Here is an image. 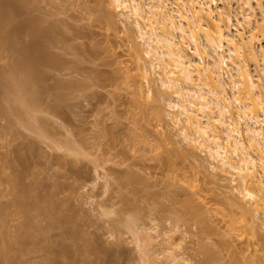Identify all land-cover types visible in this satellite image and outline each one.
I'll return each mask as SVG.
<instances>
[{
    "label": "rangeland",
    "instance_id": "obj_1",
    "mask_svg": "<svg viewBox=\"0 0 264 264\" xmlns=\"http://www.w3.org/2000/svg\"><path fill=\"white\" fill-rule=\"evenodd\" d=\"M12 1L3 2L14 7ZM28 1L21 2L26 5L16 11L13 23L34 16L36 21L40 20L37 22L42 25L39 24V28L51 24L50 38L54 36V40L46 39L44 44H48L45 46L52 56H58L59 65L41 64V71L38 68L41 76H45L43 81L38 80L44 89H41L43 93L40 91L37 106L35 104L36 107L30 110L42 118L36 122L41 124L43 121L45 128L42 124L36 127L44 128L45 134H39V129L18 125L15 116L10 117L9 123V116L0 114V203L13 199L6 176H12V171L23 167L26 161L24 166L29 164V171L27 174L22 171L26 174H23V180L33 182L30 184L40 191L36 193L44 195L40 197L51 193L52 185L59 180L63 185H66L64 182L72 185L63 190L54 188L56 196L70 197L62 206L67 216L74 214L76 217L72 225L68 226L70 221L67 226L71 230L73 226L77 227L86 237L85 242H95L92 246L103 250L102 254L96 253L106 260H100L101 264H173L169 263L172 261L170 254L177 264H264V213L255 214L252 205L242 199L241 203H245L252 213L244 212L238 202L242 197L236 189L239 177L233 171L214 168L216 163L209 155L207 143H194L192 147L185 143L181 132L191 130L182 117L179 122L172 119L178 110L171 107L177 103L173 91L160 87L157 75L153 73L149 75L148 85L143 77L141 79L143 63L148 66L150 56L145 54L143 39L132 17L120 15L113 0H31L30 4ZM234 1L231 5L233 17L241 23L239 2ZM105 4H109L108 7ZM217 5L219 9L228 8L227 0H217ZM105 8L114 16L111 17L114 21L110 14L105 16L104 13H109L104 12ZM253 10L252 24L261 18L255 4ZM244 23H237L238 26L232 23V27L242 28L248 36L252 30ZM234 28L232 32H235ZM22 31L23 28L18 33H25L23 38L19 34L18 38L25 43L30 38L28 36V40L26 32ZM253 41L255 49L264 48L261 39L254 38ZM135 50H139L140 60L134 58ZM187 50L191 54L189 48ZM1 52L0 69L3 70L12 59L3 49ZM245 59L247 69L264 97V65L258 66L252 59ZM228 71L225 67L222 73L225 82L230 81L228 73L231 72ZM137 73L139 80L135 78ZM135 79L144 83L143 89L151 90L149 97L145 90V97L143 93L135 92ZM229 91L227 85V95H230ZM234 93L237 94L235 90ZM141 96L146 102H142ZM52 105L58 107L56 112L53 111L57 107L54 109ZM50 106L54 110L51 111ZM33 120L31 122L35 123ZM18 153L26 160L20 162L18 158V162ZM18 163H22L21 166L18 167ZM35 174H39L38 177ZM8 213L9 220L6 218L0 228V238L9 236L6 240H13L25 231L19 222L24 217L22 213ZM243 216L246 227L238 225ZM39 218L42 222L45 219ZM252 220L255 225H251ZM41 221L38 225L43 227L45 234L41 235L45 241H42L43 236L37 235V243L28 242L15 256H21L19 259L23 264H71L72 261L75 264L78 257L74 260L69 257L70 253L64 252L66 249L74 252L81 241L75 243L77 238L68 237L59 224L54 228L46 224L47 220ZM232 224L237 227L233 228ZM16 225L20 226L18 230ZM46 241L51 243V249L42 247ZM69 244L70 248H67ZM166 246H171L170 250ZM46 254L51 255L49 259L53 263ZM91 254L86 257L79 254V257L84 256L81 262L85 258L91 261L90 264L95 260L98 262L99 257L88 258L96 255ZM3 261L0 263H7ZM79 261L76 264L87 263Z\"/></svg>",
    "mask_w": 264,
    "mask_h": 264
},
{
    "label": "bare ground",
    "instance_id": "obj_2",
    "mask_svg": "<svg viewBox=\"0 0 264 264\" xmlns=\"http://www.w3.org/2000/svg\"><path fill=\"white\" fill-rule=\"evenodd\" d=\"M3 1L0 0V53H2L1 50L3 49L12 60L7 63L8 65H5L3 70H1L2 68L0 69V114L9 116L8 118L4 116L9 123L12 120L10 117L15 116V118L17 117L16 122L18 125L37 131L39 128L37 129L36 126L40 123L38 122L39 124H37L36 121L42 120V118H38L35 114L33 115L32 110L37 106L36 102L41 99L39 98L41 96V89H44L43 85L40 87L43 83L40 84L38 80L41 78V81H43V78H45L43 74L41 76L38 68H40L41 64L45 66L46 64L48 66L51 65L49 67L59 65L57 63L59 60L56 59L58 56L55 58V54L53 57L46 49L48 44H44V40L46 39H50L51 42L52 39L54 40V36L52 39L50 38L52 37V31L49 29L51 24H49V27H46L47 24L46 28H39L38 26L41 24L37 22H40V20L37 19L38 21H36V17L34 16H32L34 19L28 17L24 22L21 21L20 23L23 22L22 24L18 20V23L14 24V15L17 14V10L19 12L22 5H26V3H21L25 0H8L9 2L12 1L14 7H10L9 2L6 4ZM232 1L227 0L228 8L226 9H219L217 0H113V5L120 15L132 17L133 24L136 26L139 36L143 39L145 54L150 56L149 65L147 66L143 63L144 74H141V79L143 77L144 83L148 85L150 81L149 77H151L149 75L153 73L157 75L156 80L160 87L171 89L173 94L176 95L177 103L171 105V107H176L178 110L172 119L175 122H179L182 117L190 128L191 132L184 130L181 132L183 139L186 141L185 143L191 147L194 143H198L199 145L207 143L209 155L216 163L214 168L233 171L239 177L236 189L242 197H239L240 201L238 202L243 207L244 212L250 213L251 210L244 205L245 203H241L243 202L241 201L242 199H245L246 202L252 205V210L255 214L259 212L264 213V97H262L261 91L257 89V84L253 80L252 74L247 69L245 63V58H249L248 60L251 61L252 59V62L256 63V65H264V48L259 47L258 49L257 47V50L253 45L256 42V40L255 42L253 41L254 38H259L264 42V8H262L264 6L262 3L264 2H261V0H235L239 2H236L239 4L237 5L239 13L238 11L236 13L240 14L239 18L243 21L241 23L245 22L246 26H244L252 30L251 32L249 31L248 36H245L242 28L239 30L236 27H232V23L236 26L241 24L239 20L236 22L237 20L233 17L234 15L231 10ZM29 2L31 0L28 1V4H30ZM19 3L21 4L19 5ZM254 4L259 8L261 18L258 23L254 21L253 26ZM169 6H171V9H168ZM104 10V12L109 11L107 8ZM110 13L109 11V13L104 14L109 17L106 14ZM111 17L114 16L110 14ZM110 18L108 19L114 21V18ZM35 21L37 25H35ZM22 28L23 31H25L24 28L26 29L27 39L29 40L30 38L25 43L24 40L22 42L21 38H18V34L20 35L18 32ZM233 28L235 32H232L231 29ZM188 48L191 54L188 52ZM133 54H136L134 58L136 57L140 60L139 50H135ZM225 67L231 72L230 74L228 73L229 82H225L222 77ZM137 77H140V74L135 78ZM137 79L139 80L140 78ZM134 81L135 83L137 82V85L133 86L134 90H136L135 92H138V94L143 93L145 90L142 88L143 82L140 83L141 81L138 82L136 79ZM227 85L231 91V93L229 91L230 95H227ZM234 90L237 92L236 95ZM41 92L43 93V91ZM144 93L145 95L147 93L149 97L151 90L147 88ZM144 93L143 96L145 97ZM146 99L148 98L146 97ZM141 100H143L142 96ZM142 102L146 101L143 100ZM52 106L49 107L51 111L57 107L54 105L53 109ZM57 110L58 107L53 112ZM31 116L34 118L36 116L37 118L34 119ZM31 118L35 120L33 122L36 124L32 123V120L30 121ZM42 122V125H40L44 127V122ZM44 128L39 129L40 132L38 133L45 134ZM14 134L16 133L14 132ZM32 145L34 144L32 143ZM20 155L19 153L18 155L16 154L18 162V158L20 162L26 160L24 156L20 158ZM24 163L27 164L26 161ZM24 163L23 167H19L22 163H18L20 165L17 164L19 168L12 166V168H17L18 170H11L13 175L6 176L9 179V182H7L10 184L9 190L13 199L11 197V200L9 199L11 202L0 203V228L6 222V218L9 220L10 213L8 212L22 213L21 216L24 217L21 218L23 219L21 220L22 222L19 221L23 229L25 228L24 233H21V235L14 234L16 236H14L13 240H6L9 236L6 239L4 237L3 239H1L2 237L0 238V261L5 260L7 263L5 261L3 263L5 262L6 264H23L19 259L21 256H15V254L19 255L18 252L25 249V244L28 242H31L33 245L37 243V235L45 234L43 227L38 225L42 220L41 217L47 220L46 224L50 227H54V225L57 227L56 225L59 224L62 231L65 230V234H68V237L71 239L73 237L74 239L75 237L77 238L75 239L76 241L73 240L75 243L79 241L83 242V239L80 240L83 237V234H80V229L79 232L75 226H71L73 230L70 227L68 228V226L72 225L76 216L74 214L67 216L68 214L66 215L67 212H65L66 210L62 204L64 200L68 201L70 197L66 198L68 197L66 196L62 198L63 196H56L57 192L54 190V188H62L63 190V187L66 189V186L70 188L72 185L70 183V185H67V182H64L66 185H63L61 184L63 181L59 180L52 185L53 189L51 193L46 194V197L42 198L44 195L41 194L40 196L42 197H40L39 193H36L39 190L35 188L36 186L31 185L33 182H24V175L29 171L27 170L29 164L28 166L26 164L24 166ZM258 170L259 173L257 172ZM35 175L38 177L39 174ZM33 178L36 177L33 175ZM57 195H59V192ZM234 197L236 196L234 195ZM6 210L9 211L6 212ZM71 217H73V220H71ZM44 220L41 222L44 223ZM239 221L238 225L240 227H246L247 224L244 216L239 218ZM231 222L233 223L232 220ZM67 223H69L68 226ZM129 223L132 225L131 221ZM250 223L251 225H255L253 220ZM232 225L233 228L237 227V225ZM18 228L20 226L17 227L16 225V230ZM23 229L21 228L20 232ZM42 238V241H45L44 236ZM85 238L84 243H77L80 244L78 247L76 246L77 244L75 245V251L78 254H75L73 250V241V244H71L73 249L70 250L74 252H69V249H66V252H64L66 254L70 253L69 257L72 259L78 257L76 258L78 259L76 263L79 260L81 262L83 259L84 256L79 257L81 254L86 257L92 252L94 254L97 251L101 254L104 253L102 252L103 250H98L96 245L92 246V243L94 245L95 242L90 243L91 241L88 239L86 241L90 242H85ZM38 239V241H41L39 237ZM15 243L19 246L14 247ZM43 243L41 244L42 247L45 246V249H51V243L47 241ZM67 248H70V244ZM170 248L166 246L167 250H170ZM105 252L108 251L105 250ZM50 254H46L48 255V260H51L49 259V257L51 258ZM170 255L169 258L172 261L169 263L177 264L176 258H173L172 254ZM99 256L101 255L96 254L88 258L93 259L97 257L96 259H98ZM102 259L99 257L98 262ZM84 260L87 263H83L85 262ZM84 260L81 263L90 264L91 262L87 258ZM96 261L93 264L98 263ZM51 263H53L52 260ZM99 263L101 264V262ZM181 264H184V262Z\"/></svg>",
    "mask_w": 264,
    "mask_h": 264
}]
</instances>
